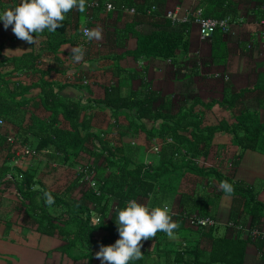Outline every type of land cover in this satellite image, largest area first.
Here are the masks:
<instances>
[{
	"label": "trees",
	"instance_id": "trees-1",
	"mask_svg": "<svg viewBox=\"0 0 264 264\" xmlns=\"http://www.w3.org/2000/svg\"><path fill=\"white\" fill-rule=\"evenodd\" d=\"M165 2L87 0L85 13L66 14L54 33L33 34V44L0 21V192L14 189L26 224L63 239L59 248L72 258L114 244L116 209L132 199L149 208L169 203L179 227L171 237L158 232L143 241L142 259L129 264H242L249 243L264 258V238L250 236L251 229L264 226L261 180L236 178L246 150L264 155V84L235 90L226 77L220 97L202 96L207 89L200 90L194 78L204 80L206 68L190 54L189 25L172 24ZM18 3L0 0V11ZM208 15L225 19L222 11ZM144 24L152 26L149 33L140 30ZM83 27L98 29L100 38L88 40ZM132 38L135 47L128 48ZM76 46L85 49L80 63L69 51ZM124 59L134 65L124 66ZM166 61L173 67L169 93L149 73ZM98 71L101 81L93 75ZM93 84L102 95L94 94ZM66 87L78 93L64 95ZM215 109L233 120L217 117ZM99 111L108 116L105 127L94 122ZM207 115L214 118L209 123ZM217 134L229 135V142L217 145ZM62 171L71 174L64 186L55 181ZM42 173L56 183H46ZM220 181H228L233 193L219 190ZM46 194L54 203L46 202ZM222 195L232 203L219 223Z\"/></svg>",
	"mask_w": 264,
	"mask_h": 264
},
{
	"label": "crops",
	"instance_id": "crops-1",
	"mask_svg": "<svg viewBox=\"0 0 264 264\" xmlns=\"http://www.w3.org/2000/svg\"><path fill=\"white\" fill-rule=\"evenodd\" d=\"M219 5L221 8L218 9ZM131 9L129 11L133 12L134 9L133 11ZM165 10V15L167 11H173L178 18L183 15L187 18L173 21L166 15L172 24L183 22L189 25L190 54L198 60V67L206 68L207 90L202 91L205 98L220 97L222 93L219 90L222 89L224 80H227L226 77L235 90L253 86L256 83L264 84V0H209L208 2L205 0H166ZM197 11H200L203 16L209 12L215 14H220V11L225 12L223 18L228 20L229 31L224 34L216 30L210 38H200L197 26L193 22ZM207 17L213 16L208 15ZM139 28L144 33L152 30L150 24H144ZM133 47H135V39L132 38L128 40V48ZM64 49L68 50L67 47ZM161 64V67L154 66L158 67L156 71L152 67L149 73L152 74L156 87L162 92L169 93L166 88H172L174 83L172 76L163 77L167 75L164 68H169L167 64L170 63L166 61ZM161 71L164 72L159 76L158 73ZM125 85L127 84L124 83L123 86ZM62 93L74 96L78 92L75 88L66 87ZM214 113L219 118L233 120L228 111L218 113L215 109ZM211 118L214 119L212 115ZM94 122L97 123L96 117ZM214 142L217 145H224L229 142V135L217 134ZM235 148L229 146L232 152ZM247 153L248 159L244 160ZM44 174L42 173V177L46 183L48 180L49 184L57 182L50 180L48 175ZM236 178L248 184L261 180L258 199L264 203L263 154L246 150L236 169ZM10 188L3 193L0 192V264H100L95 255L82 258L67 256L59 248L65 242L63 239L56 234L50 235L45 230L42 231L36 223L26 224L23 220L22 208L17 207L14 189ZM231 203V196L222 195L220 197L217 217L219 223H224L228 218ZM165 206L170 208L169 203ZM147 260L146 258L145 261ZM242 264H264V258L260 257L254 244H247Z\"/></svg>",
	"mask_w": 264,
	"mask_h": 264
},
{
	"label": "clouds",
	"instance_id": "clouds-1",
	"mask_svg": "<svg viewBox=\"0 0 264 264\" xmlns=\"http://www.w3.org/2000/svg\"><path fill=\"white\" fill-rule=\"evenodd\" d=\"M87 0H19L12 8L0 11V21L3 27H11L15 37L28 44L35 43V35L45 30L54 33L73 10L79 13L87 11ZM83 35L88 40L99 39L98 29L82 28ZM72 60L80 63L85 55V49L80 46L69 49ZM218 188L225 194L233 193V186L228 181H220ZM46 202L54 203V199L46 194ZM103 223L98 221L96 226ZM115 223L119 238L114 244L101 245L95 252V258L100 264H129L130 261L143 257L142 243L163 232L171 237L178 223L172 219L170 209L165 207L149 208L136 199L126 202V206L116 209ZM95 227V226H94Z\"/></svg>",
	"mask_w": 264,
	"mask_h": 264
},
{
	"label": "built area",
	"instance_id": "built-area-1",
	"mask_svg": "<svg viewBox=\"0 0 264 264\" xmlns=\"http://www.w3.org/2000/svg\"><path fill=\"white\" fill-rule=\"evenodd\" d=\"M90 6H95L96 3L94 1H90L89 3ZM106 8L109 9L111 8V5L109 3L106 4ZM131 11H133V9H131ZM167 17L171 18L173 21L175 20H186L187 18L183 15L182 17L178 18V16L173 13V11H167L166 13ZM193 22L196 24L197 26V29H198V34H199V37L202 38V39H207V38H210V36L214 33V31L217 29V28H220L222 32H227L229 30V23H228V20L226 19H215V18H212V17H206V16H203L201 14L200 11H197L195 16L193 17ZM83 28H88V27H83ZM90 29V28H88ZM0 124H2L1 120H0ZM8 140L10 142H12L14 140V138L12 137H8ZM25 153H27L28 155L29 154H34V151L33 150H29V149H26L25 150ZM90 178V176H87L86 179ZM90 180V184L93 185V182L91 183V178L89 179ZM212 221L211 220H208V219H200V218H196V223H201V224H204V223H211ZM250 236L253 238V239H256V238H264V226L263 227H256V228H253L250 230Z\"/></svg>",
	"mask_w": 264,
	"mask_h": 264
},
{
	"label": "rangeland",
	"instance_id": "rangeland-1",
	"mask_svg": "<svg viewBox=\"0 0 264 264\" xmlns=\"http://www.w3.org/2000/svg\"><path fill=\"white\" fill-rule=\"evenodd\" d=\"M101 62H106V63H108V61L107 60H99L98 61V63H101ZM122 64L125 66H127V67H131V66H133L134 65V63H133V61L131 60V59H127V60H122ZM140 66V65H139ZM139 66L137 65V67L139 68ZM167 66H169V68L168 67H166V68H164V70L167 72V75L165 74V76L163 77V78H169V76H173V73H172V67H171V65H169V64H167ZM162 72H164V71H161L160 73H158V75L159 76H161L162 75ZM70 73H68L67 75H68V78H71V77H69L70 75H69ZM98 74H99V71H98V73L95 75L94 73H93V75L96 77V79H98V81H101L102 80V77H100V76H98ZM156 75V74H155ZM124 82H127L126 84L127 85H125L124 86V88H125V92L128 90V81H124ZM194 82L195 83H197L198 82V86H199V89L200 90H203V89H206L207 87V84H208V81L205 79V80H198V78L197 77H195L194 78ZM134 84H136V83H134ZM182 85L181 83H178V85ZM203 84H204V86H203ZM93 91H94V94L96 95V96H99V95H102V89L100 88V87H96L94 84H93ZM171 89L172 88H170V87H168V88H166V91H168V92H170L171 91ZM203 96V95H202ZM96 113V121H98V124L102 127H105L106 126V123L108 122V116H106V114H104V113H101L100 111L99 112H95ZM38 114H40V115H42V116H45L46 114H47V112H44V111H42V110H39L38 111ZM207 118H209V119H212L209 115H207V117H206V122L207 123H209V120H207ZM246 159H248V153L246 154V156H245V159L244 160H246ZM65 171H62L61 172V174L59 175V177H56V179H55V181H58V183L60 184V186H64V185H66V183H65V181H66V177H67V181H69L71 178V174H69L68 173V175H66L65 173H64ZM48 178H50L49 176H48ZM66 181V182H67ZM47 183H49V180H48V182ZM51 184V183H50ZM144 202L146 203L147 201H146V199L144 200ZM163 206V204H158V206L157 207H162Z\"/></svg>",
	"mask_w": 264,
	"mask_h": 264
}]
</instances>
